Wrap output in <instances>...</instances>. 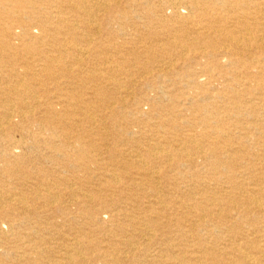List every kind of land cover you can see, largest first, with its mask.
Wrapping results in <instances>:
<instances>
[{"label": "rangeland", "instance_id": "374dc122", "mask_svg": "<svg viewBox=\"0 0 264 264\" xmlns=\"http://www.w3.org/2000/svg\"><path fill=\"white\" fill-rule=\"evenodd\" d=\"M4 1L6 3L12 1L14 4L12 8L8 6L9 14L8 16L3 15V18L5 21L8 19L7 21L10 24L12 23L15 25L13 26V32L16 35L20 34L23 27H28L30 24L36 22L35 17L31 16L32 19L30 20L32 22L26 25L22 22L25 19H21V21L19 20V22H17L18 19L16 18L18 16L11 15L14 14L12 11L10 12L11 9L14 11H16V9L18 11H23L22 15L26 11L30 13L31 5L26 3V0ZM159 1L161 0H152L153 6L150 9L144 10L140 8L135 11V13L131 12V16L136 15V18L134 17L130 22H123L119 25L120 27L112 29L105 27L103 30L106 35L105 39L108 40V44L103 43L104 45H110V40H114L112 41V44L120 48L122 51L133 50L134 54L130 56L129 59L134 60L138 64L140 63L141 66L145 65L150 67L148 71H142L141 69L139 72H131L132 77L129 74L119 76L117 73H113L110 69L104 66V62L106 59L111 60L113 63L116 62L114 66L119 67L125 60L119 57L113 58L108 55H102L99 59H96L89 53L90 55L87 56L88 58H83V60H81L82 63L80 62L78 65L73 64L72 68L71 63L74 61L69 57V59H64L70 64V71L68 69L57 71L55 68V73L52 78L45 77V75L41 74L32 75L31 70L33 68L38 72L39 68H35V60L40 59V56L34 55L35 57H32L28 54L32 51L35 54L34 50L27 52L25 49L17 50V52L12 51L10 58H7L4 64L0 65V85L4 86L12 83L14 79L12 72L14 69H18L19 73L22 75L29 72L30 75H28L29 77H26V79H29L30 81H27V83L32 82L37 85L29 86L30 92H32L33 97L36 98H34L35 108L32 109L33 114L30 110L25 109L27 110L25 112L24 109H20V111H23V113L26 114L24 116L25 118H23L22 115L14 111V109L11 111L10 109L7 110V112L13 111L11 113L13 117L10 127L5 128L6 137L3 139L0 138V196L2 195L0 200L5 201L3 196H9L11 193H15L17 197L22 199L25 198L24 200L27 203L26 206L31 207L29 211H24L23 219L9 218L5 219L3 222L0 219V264H49V262L50 264H55L53 261L59 259V257L66 252L67 245L73 243V240L75 239L82 243L83 247L86 248L85 250L91 247L96 248L92 251L88 250V252H85L87 260L93 255L110 250V248H118V242L128 238L127 234H129L130 228H126L124 231H117V224L111 221L109 213L94 215V212H84L82 209L86 210L88 207L92 208V206L98 204V200L96 197L95 202L85 203V205H81L83 202L81 199H78V201H72L73 198L69 193H78L77 191L81 185H85L92 190L93 193H100L96 191L101 189V187H104L103 191L108 190L105 192H107V194L110 193V195H117L123 190L125 194L132 195L131 202L134 204L137 203L136 201L143 202V207L145 209L152 204H150V202L157 200L153 196V188L157 190V194H160L161 192L160 196L164 199L163 204H167L166 206L172 208L174 204L170 199H172L171 197L176 198L177 187H180V189L188 186L194 188L196 183L191 182V180L195 175L206 180L202 181L200 184L197 183V185H206L213 189L216 187L221 189L227 186L224 182L209 180L210 175L208 172L210 166L208 164L210 161L208 157H213L211 154H214V152L216 153V151H218V157H222L221 155H223L225 148H229V143L217 136V132L220 130L226 131L230 137L232 136L231 139L236 140L240 137V131L231 128V120H228L235 115L234 104L229 100V97L224 99H218V97L219 93H222L225 89V85L235 87L237 91H242L243 88H237L235 81H232L229 75L224 78L223 76L225 74L222 75L217 72L213 75L206 74L203 76L196 73L193 76L195 83L192 85L189 84L191 79H188L185 71L193 68L186 69L187 66H189L187 63L188 57L185 58L180 56L178 49L176 50L175 48L173 49L169 45H166L171 37L179 38L177 39V42L180 43V47L188 46V43L190 42H198V38L193 34V30L181 26L170 10L164 8L161 12L159 9ZM4 6L5 5L0 6V14L4 11V9L2 10ZM36 32L37 29L32 28L31 34H36ZM121 36L124 37L122 38ZM5 40L11 41L13 44H23L20 41H12L10 38ZM21 40H26V38H21ZM151 41L153 43H151ZM149 42V46L156 49L155 59L158 61L157 66L163 61L164 63L172 64L175 62L173 64L174 67L168 70V72L165 73L166 76L163 78L158 77L157 66L149 63L150 58L145 57L139 60V47H143L145 44L148 45ZM181 44L183 45L181 46ZM50 45H53V43H50ZM50 45H44L42 50L48 51L51 49ZM200 51L201 50H196V52H193L191 50L190 56L195 57ZM252 58L253 56H245L244 61L252 64V62H254ZM261 60L262 65H260V67L262 70L261 72H263L264 55ZM222 64L226 63L223 62ZM255 65L257 64L254 63V66ZM183 67L186 70H181ZM109 78H114L121 82V85L123 86L122 94H124V96L126 95V105L124 104L126 107L124 108V106L119 103H113L114 99L119 97V95L116 94V97L115 94H113L114 91H110V93L104 91L101 93V97L107 93L106 99L111 104H102V108L97 104L91 106L90 114L96 119L97 127L101 129L104 128L101 132L106 136L102 137V139L100 137V140L98 138L99 136H96L94 133L90 132L91 135H89V133L83 134L85 137L89 136L92 142L89 144V142L83 140V144L80 147L76 145L71 147L66 145V147L63 144L65 142H68V144H73L75 142L76 135L80 133L76 130H74L67 139L61 132L56 137L53 136L54 140H51L53 131H50L49 129L50 122L52 124L54 123V127H58L61 126L60 120L69 123L71 118H74L76 121H80V124L84 126L81 127L86 130L89 129V123L80 120L81 118L78 117V113H76L78 110L75 109V107L71 109V114L65 113L64 110H60L62 108L57 106V98H59V94L71 92L73 96L80 99L85 92H88L89 88H94L95 86L97 88H102L101 86H105L103 84L106 82L108 83ZM262 79L264 82V74L262 75ZM249 83L251 91L255 92L244 97V101H247V112L243 120V128H247L244 130V136L248 143L245 147L242 146V149L243 152H247V154L251 155L253 149H257L256 151L260 154L264 152V138H262V135L258 132L254 131V127H257L264 132V88L261 89L257 82L250 81ZM30 85L32 84L30 83ZM106 86H108V84H106ZM142 86L145 87L143 88ZM86 98L89 99L91 96H87ZM209 102H212L213 104L216 103V108L211 111L201 112L196 107L198 103L206 105ZM51 104L60 110L58 112L59 116L54 114L50 115L46 111L48 108H51ZM98 106L101 111L96 109ZM113 108L118 110L116 117V120H118L117 122H119L118 124L112 122L115 118L113 117L112 119L111 116ZM251 110H256L258 113L253 114L250 112ZM220 116L222 117L220 118ZM32 117L34 119H32ZM41 118L42 121H40ZM213 119H215V121ZM144 121H146V123ZM213 123L216 124L214 125ZM45 127H47V129ZM181 137L196 140L200 149L194 150L190 147L186 150V155H183L182 157H172V152L180 147ZM16 142H20L19 146L16 145ZM157 142L167 148L166 151L169 155L166 154L167 159L165 161L159 158L153 160V162H148L147 165H142L139 160L133 157L135 154L134 151L138 149V146L140 150H143ZM57 144L59 146H57ZM116 145H118V148L126 154L123 157V160L114 158V155L117 152L115 150ZM239 146L240 145L235 144L234 148L239 150L241 147ZM88 148L89 150H87ZM170 148L175 149L171 150ZM70 149H72V151ZM81 150L86 151V155H82L80 153ZM68 151L70 152L68 153ZM111 174L114 175L112 176ZM115 177H117V181H113V178ZM49 188H51L50 192H54L55 196L53 197L55 198L47 196L46 190H49ZM197 189L202 188L198 187ZM183 190L184 189H182V191ZM168 191H170V193H168ZM38 192L42 193V195H37ZM56 194H59V199ZM67 194L71 198H69ZM102 195L106 196L104 193ZM196 197L199 198V195H196ZM85 206H87V208H85ZM118 206V211L128 212L137 220L142 218V216L135 211L131 212V206L129 203H119ZM9 207L6 206L5 209H9V211L13 212ZM37 207L41 208L33 211ZM60 208H69V210L60 212ZM230 215L234 216L236 215V212L233 211ZM234 218H236V216L233 217V219ZM208 219L210 218H207V220ZM121 220L122 219H118V221ZM208 224L210 225V228L208 229L205 227L206 230L200 232L199 235L200 237L207 238V243L210 246L216 245V248L220 250V252L226 253L227 251L230 253L232 247L241 243L243 244L244 240L253 239L254 237H261V239L258 240V245L264 248V223L260 225L259 232L245 228L243 231L237 230L234 234L220 231H214V233H212L213 224ZM11 225L15 227L16 231H11ZM193 225L194 224H192V226ZM198 225L199 224H196V226ZM34 227L42 228L41 235L37 236L34 231L29 230ZM160 233L161 232H158V234ZM162 234L164 235L162 237L163 239L166 237L170 239L171 242L168 244L172 245L174 243V245H176V242L173 240L175 235L172 236L169 232H162ZM27 237L31 239L35 237L37 240H39V237L46 238L48 244L43 246L45 251L39 255H32L30 259H23L20 247H22V241L27 239ZM196 237L194 233L191 232V234L188 235V242H186V245L175 248V251L190 256V254H193V250H195L193 243H197ZM159 243L161 242L159 241ZM119 248H122V246ZM143 248H145L143 243L142 245L139 244L137 246V249L142 250ZM160 248H163V246H158V244L153 246L152 250H150L149 259L152 260V257L150 256L152 255L153 260L156 259L155 262L157 264H164L160 259L158 260L161 255ZM19 258L23 260L20 261Z\"/></svg>", "mask_w": 264, "mask_h": 264}, {"label": "bare ground", "instance_id": "6f19581e", "mask_svg": "<svg viewBox=\"0 0 264 264\" xmlns=\"http://www.w3.org/2000/svg\"><path fill=\"white\" fill-rule=\"evenodd\" d=\"M159 2V9L161 12L164 10V8L170 10L173 16L177 18V21H179L181 26H185L193 30V34H195L198 38V42L195 40L196 42L194 43H188V46L180 47V43L177 42V39L179 38L171 37L172 40L170 38L166 45H169L173 49H178L180 56L185 58L188 57L187 63L189 66H187L186 69H193L186 70L183 67L181 70H186L185 72L188 79H191L189 84L192 85L195 83L193 76L196 73L203 76L206 74L213 75L217 72L222 75L225 74L223 76L224 78L229 75L232 81H235L237 88H243L242 91H237L235 87H229L228 85H225V89L222 93H219L218 97V99L229 97V100L234 104L235 115L230 117L228 120H231V128L240 131V137L236 140L231 139L232 136L230 137L226 131L220 130L217 132V136L222 138V140L227 141V143H229V148H225L223 155H221L222 157H218V151H216V153L214 152V154H211L213 157H208L210 161L208 164L210 166V170L208 172L210 175L209 180L215 182H224L227 186L221 189L217 187L213 189L210 188V186L197 185V183L200 184L202 181L206 180L195 175L191 180V182L196 183L194 188L191 186L183 187L182 189L184 190L182 191L180 187H177V196H175L176 198L171 197L172 199H170L174 204L172 208L166 206L167 204H163L164 199L162 196H160L161 192L160 194H157V190L153 188V196L157 200L150 202V204H152L145 209L143 207V202L136 201L137 203L134 204L131 202L132 195L125 194L123 190H121L119 193L117 192V195H110V193L107 194V192H105L108 190L103 191L104 187H101V189L96 191L100 193H93L92 190L87 188L85 185H81L80 188L78 187V193H69L73 198V200H71L78 201V199H81L83 201L81 205H85V203L95 202V198L97 197V205L92 206V208H87V206H85L87 209L82 210L84 212H94V215L109 213L111 221L117 224V231H124V229L130 228V232L127 234L128 238L119 241L117 245L118 248H110V250L105 251L104 253L93 255L89 260H87L85 252H88V250L92 251L96 248L91 247L85 250L86 248L83 247L82 243L75 239L73 240L74 242L72 241L73 243L68 244L69 246L67 245L66 252H64L61 257H59V259L54 260L53 262L55 264H157L155 262L156 259L153 260L152 255H150L152 260L149 259V254L150 250H152V247L158 244V246H163V248H160L161 255L158 260L160 259V261L164 264H264V248L258 245V240H260L261 237H254L253 239L244 240L243 244L241 243L232 247V251H230V253L227 251L224 253L220 252V250L216 248V245L210 246L207 243V238L200 237L199 235L200 232L206 230L205 227L208 229L210 228L208 223L213 224V231H211L212 233H214V231H220L231 234L236 233L237 230L243 231L245 228L253 229L256 232H259L260 225L264 223V152L260 154L256 151L257 149H253V153L249 155L247 152H243L242 149V146L245 147L248 143L246 137L244 136V130L247 128H243V120L247 112V101H244V97L252 92H255L251 91L249 82H257L261 89L264 88V82L262 79L264 71L261 72L262 70L260 67V65H262L261 59L264 55V0H161ZM26 3L31 5V10L29 11L31 14L26 11L22 15L23 11H18L17 9L14 11L9 9L10 12L12 11L14 13L10 14L13 16H18L16 18L18 19L17 22H19V20L21 21V19H25L22 22L26 25L32 22L30 20L32 19L31 16L35 17L36 22L30 24L28 27L26 26L27 28L23 27L20 34L16 35L13 32V26L15 25L12 23L10 24L7 21L8 19L6 22L3 18V15L8 16L9 14L8 6L12 8L14 4L12 1L6 3L4 0H0V6L5 5L4 8H2V10L4 9L5 12L3 11L0 14V65L4 64L7 58H10L12 51L17 52V50L25 49L27 52L34 50L35 54L33 51L30 54L27 53L32 57H35L36 55L40 56V59H34L35 68L39 69L38 72H36L33 68L31 70L32 75L41 74L50 78L54 76L53 74L55 73V68L57 71L64 69L69 70L70 64H68L64 59L69 57L74 61L71 63L72 68L73 64L78 65L80 62L82 63L81 60L90 54L96 59H99L102 55H108L113 58L119 57L125 60L126 62L124 61L119 67L114 66L116 62L113 63L111 60L106 59L104 62V66L110 69V71L113 73H117L119 76L128 74L131 76V72H139L141 69L142 71H148L150 69L148 66H141L140 63L138 64L134 60H130L129 57L134 54V51H122L120 48L112 44V41L114 40H110V45H104L103 43H107L108 40L105 39L106 35L103 30L105 27L112 29L115 27H120L119 25L123 22H130L132 19H134V17L136 18V15L131 16V12L135 13V11L140 8L144 10L152 8V0H26ZM32 28L37 29L36 34H31ZM8 38H10L12 41H20L23 44H13L11 41L5 40ZM21 38H26V40L22 41ZM50 43H53V45H50ZM151 43L153 42L151 41ZM44 45H50L51 49L48 48V51L42 50ZM149 45L150 42L148 45L145 44V46L139 47V60L145 57L150 58L149 63L157 66L158 61L155 59L156 49L150 47ZM182 45L183 44H181V46ZM191 50L193 52H196V50L201 51L195 57H191ZM245 56H253L252 59L254 62H252V64L245 62ZM223 62L226 64H222ZM254 63L257 65L254 66ZM173 64L164 63V61L158 64L156 67L158 70V77H165V73L174 67ZM28 75H30L29 72L22 75L19 73L18 69H14L12 72V76L14 78L12 83L10 85H0V138L2 139L6 137L5 128L10 127L11 125L13 117L11 113L13 111H10L12 109H14V111L17 113H20L23 118H25L24 116L26 114L23 113V111H20V109L30 110L33 114L32 109L35 108L34 100L36 98L33 97L32 92H30L29 86H35L36 84L32 82L27 83V81H30L29 79H26V77H29ZM30 83L32 85H30ZM106 84H108V86H106ZM103 85L105 86H101L102 88H97L96 86L94 88H89L88 92H85L80 99L73 96L71 92L59 94V98H57V106L62 108L60 110H64L65 113L71 114V109L75 107V109L78 110L76 113H78V117L81 118L80 120L89 123V129L86 130L83 128L84 126L80 124V121H76L74 118H71L69 123L65 122L64 120H60L61 126L58 127H54V123L52 124L50 122L49 129L50 131H53V135L51 134V140H54L53 138L61 132L62 135H64L67 139V137H70L69 135L74 130H76L80 133L76 135L75 142L73 144H68V142L63 144L70 147L73 145L80 147L83 144V140L89 142V144L92 142L89 136L85 137L83 134L89 133V135H91V133H94L96 136H99V139L100 137L102 139V137L106 136L103 134V132H101V130L104 128L101 129L97 127L96 119L92 114H90V108L94 104L100 106L102 104H111L106 99V94L110 93V91H114L115 93L113 92V94H115V96L116 94L119 95L118 98L114 99L113 103L122 104L125 108L126 95L124 96V94H122L123 86L119 80L109 78L108 83L106 82ZM104 91L107 93L101 97V93ZM87 96H91V98L88 99L86 98ZM215 104L212 102H209L206 105L198 103L196 107L201 112H207L216 108ZM102 107L103 106H101V108ZM9 109L10 111L7 112ZM96 109L101 111L99 106ZM27 110H25V112ZM60 110L51 104V108H48L46 111L50 115L54 114L59 116L58 112ZM250 112L253 114L258 113L256 110H251ZM111 114L112 119L115 117L112 122H114V124H118L119 122L116 120L118 110L113 108ZM33 117L32 119H34ZM221 117L222 116H220V118ZM213 120L215 121V119ZM40 121H42V118ZM144 122L146 123V121ZM45 128L47 129V127ZM254 131L258 132L260 135H262V138H264L263 130L254 127ZM19 143L16 142V145L19 146ZM235 144L241 146H239V150L234 148ZM57 146L59 145L57 144ZM190 147H192L194 150L200 149L196 140L192 138L181 137L180 147L172 152V157H182L183 155H186V150ZM115 148L117 152L116 154L114 153V158L123 160V157L126 154H124L122 150L118 148V145H116ZM174 149L175 148H172L171 150ZM70 150L72 151V149ZM87 150H89V148ZM166 150V146H162L159 142L154 143L149 148L143 150H140L138 146V149L134 151L135 154L133 157L139 160L142 165H147L148 162H153V160L159 158L165 161L167 159L166 154H168ZM69 152L70 151H68V153ZM80 153L82 155H86V151L84 150H81ZM117 177L113 178V181H117ZM198 187L202 189H197ZM50 189L51 188L46 190L47 196H50V198H55L53 197L55 196L54 192H50ZM103 193L106 196H103ZM168 193H170V191H168ZM37 195H42V193L38 192ZM196 195H199V198H197ZM56 196L59 199V194H56ZM70 196L69 198H71ZM0 197H2V195ZM3 198H5V201L0 200V219L2 222L9 218H22L24 211L26 212L31 209L30 206H26L27 203L24 200L25 198H19L15 195V193H11L9 196H3ZM123 202L129 203L131 206V212L135 211L141 215L142 218L137 220L128 212L118 211V204ZM6 206H12L9 207L11 208L10 210H13V212L16 213L9 211V209H5ZM40 208L41 207H37L33 211H36ZM64 210H69V208L59 209L60 212H63ZM233 211L236 212V215L234 216H232L233 214L230 215ZM235 216L236 218L233 219ZM207 218H210L208 219L210 221H208ZM118 219L122 220L118 221ZM192 224L194 225L192 226ZM196 224L199 225L196 226ZM10 228L11 231L14 232L15 227L11 225ZM31 229L29 230L34 231L37 236L41 235L42 228L34 227ZM158 232L161 233L158 234ZM162 232H169V234L172 236L175 235L173 240L176 242V245H174V243L172 245L168 244L171 241L167 237L163 239L162 237L164 235ZM191 232L194 233L195 237L197 235V243H193V246H195L193 254L187 256L182 252H176L175 248L186 245V242H188V235L191 234ZM46 240L47 239L43 237H39V240H37V238L35 239V237L32 239L29 237L24 239L22 241V247H20L23 259H30L32 255L42 254L45 251L43 246L48 244ZM159 241L161 243H159ZM141 242L145 245V248L142 250L137 249L139 244L142 245ZM120 246H122V248H119ZM23 259L19 258L20 261Z\"/></svg>", "mask_w": 264, "mask_h": 264}]
</instances>
